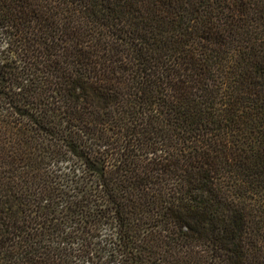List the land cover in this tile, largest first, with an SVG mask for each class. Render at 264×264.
Listing matches in <instances>:
<instances>
[{"label":"trees","instance_id":"trees-1","mask_svg":"<svg viewBox=\"0 0 264 264\" xmlns=\"http://www.w3.org/2000/svg\"><path fill=\"white\" fill-rule=\"evenodd\" d=\"M0 264H264V0H0Z\"/></svg>","mask_w":264,"mask_h":264}]
</instances>
